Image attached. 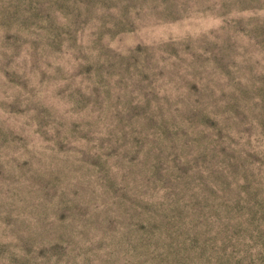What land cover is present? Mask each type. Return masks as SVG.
I'll return each instance as SVG.
<instances>
[{"label":"rangeland","instance_id":"1","mask_svg":"<svg viewBox=\"0 0 264 264\" xmlns=\"http://www.w3.org/2000/svg\"><path fill=\"white\" fill-rule=\"evenodd\" d=\"M0 264H264V0H0Z\"/></svg>","mask_w":264,"mask_h":264}]
</instances>
